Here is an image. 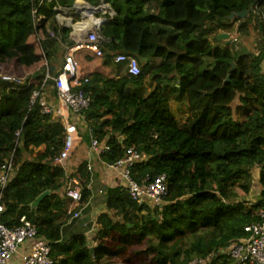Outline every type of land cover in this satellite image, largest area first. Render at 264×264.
<instances>
[{
	"label": "trees",
	"instance_id": "trees-1",
	"mask_svg": "<svg viewBox=\"0 0 264 264\" xmlns=\"http://www.w3.org/2000/svg\"><path fill=\"white\" fill-rule=\"evenodd\" d=\"M75 1L0 0V75L26 77L24 84L0 79V166L14 150L1 222L14 227L26 217L50 245L53 264H189L244 237V227L259 222L264 210V0H104L115 16L100 28L103 56L87 49L73 53L81 81L88 80L81 89L90 103L82 126L74 120L68 125L82 141L94 137L106 146L101 159L108 164L134 148L143 160L131 168L132 178L166 175L167 196L161 208L151 209L137 206L124 187L108 189L106 206L114 213L97 218L95 246L83 235L62 240L70 217L65 189L79 184V204L86 203L91 174L85 161L69 174L52 163L64 146L65 126L42 114L38 102L31 104L45 63L55 76L64 46L74 45L53 8ZM83 1L98 6L102 0ZM249 9L245 18L229 19ZM250 28L255 52L217 40L220 32L249 36ZM120 53L137 59L139 75L113 64ZM236 98L241 121L233 117ZM173 103L187 106L182 126ZM254 169L260 192L251 202ZM44 192L49 194L32 207ZM144 245L134 256L149 260L127 257L130 248ZM218 262L230 263L225 254L210 264Z\"/></svg>",
	"mask_w": 264,
	"mask_h": 264
},
{
	"label": "built area",
	"instance_id": "built-area-1",
	"mask_svg": "<svg viewBox=\"0 0 264 264\" xmlns=\"http://www.w3.org/2000/svg\"><path fill=\"white\" fill-rule=\"evenodd\" d=\"M35 21H39L36 17V10L33 11ZM36 22V23H37ZM53 36L52 33H50ZM237 42V38L231 39ZM100 38L97 32L91 31L82 40H76L72 47H66L67 51L63 56L60 67L55 76L49 74L48 66L45 63V77L39 89L34 90L31 94V104L38 102L40 112L46 115H52L59 118L61 116L59 109L51 106L44 98V89L47 81H52L57 100L62 103L70 113L81 116L90 103V97L81 89L83 83L88 80L81 81L80 66L74 58L73 53L80 49H87L98 57L103 56L100 47ZM112 62L116 66H125L130 76L139 75V64L136 58L125 55L115 54ZM25 78H18L10 75H0L2 81L12 82L16 84H24ZM66 137L64 146L53 160L54 165L64 166L66 160L70 157L75 147L76 136L75 131L65 125ZM18 138L20 132H16ZM92 150L103 153L106 146H101L99 141L91 137ZM14 150L0 166V214L4 211L2 204L3 193L7 184L14 174L13 169ZM143 160V156L134 148L127 149L124 157L114 163L107 164L109 168L117 171L125 182V189L130 199L137 206H147L149 208H161L165 204L167 196V179L166 175H157L154 178L146 177L140 182L131 176V168L137 162ZM87 170L91 171V166L87 164ZM65 196L72 202L79 203L81 199V187L75 183L74 187L65 189ZM78 212L70 215V219L78 217ZM259 222L246 225L244 227V237L231 243L225 249L218 250L217 253L211 254L206 258L193 259L189 264H210L213 258L219 257L221 254L228 256L229 264H264V210L259 211ZM32 242L30 251L20 255L18 262H13L14 257L18 254V247L25 242ZM50 245L37 236L36 227L26 217L22 216L18 220V224L9 227L1 222L0 219V264H53L50 256ZM218 264H221L218 262Z\"/></svg>",
	"mask_w": 264,
	"mask_h": 264
},
{
	"label": "crops",
	"instance_id": "crops-1",
	"mask_svg": "<svg viewBox=\"0 0 264 264\" xmlns=\"http://www.w3.org/2000/svg\"><path fill=\"white\" fill-rule=\"evenodd\" d=\"M79 2L81 1H78L76 5L77 10L75 12L67 11L65 9H62L65 7H60V6L53 8V10L56 13L55 21L58 26L70 28L69 25L71 24V22L75 23V27L72 34H74L76 30V35L78 36L77 39L75 38L74 35L71 38L69 34V38L72 42H75L76 40H82L91 31L97 32L96 27L99 21H97L94 17L101 19L103 17L109 16L108 10L104 8L106 10H103L101 13L94 14L93 15L94 17H91L89 14H87V6L84 3L82 2L79 3ZM42 20L43 18L39 17V21L37 22V24H40ZM87 24H89V27H87ZM97 34L100 40L103 41L104 39L100 36V29ZM81 37L82 39H80ZM64 48L66 52L67 51L66 46H64ZM44 98L51 106H53L56 109H59L61 114L59 118L63 124L65 125L71 124L69 120H71L72 122L74 120V124L75 123L78 124L80 122L81 120L80 116H76L70 113V111L57 100L52 83H49L44 89ZM172 107L173 105L171 106V108ZM185 115L186 114L182 111L181 116H185ZM75 136H76V142H75L74 150L72 151L70 157L66 160L64 166L62 167L69 174L73 172L81 162L85 161L87 162V164L91 166V171H90L91 178L88 185V189L90 190V197L86 203L81 205L79 203L72 202L71 200L68 201L67 207H68V212H70V215L75 212H78L79 215L76 218H72V219H70V217L68 218L66 223L61 228V237L63 241H66L69 240L74 235H83L86 238L87 244L89 246H95L96 244L95 237L98 231L100 230V227L97 224V218L103 213H108L110 215L114 213V210H110V211L107 210V206H106L108 199L107 191L108 189L114 187L125 188V182L123 181V179L121 178V176L117 171L109 168L107 165L108 163L104 162L101 159V154L92 150L91 142L82 141L81 137L77 133H75ZM43 149L44 148L41 147L39 149V152L43 151ZM257 175H258V169H254L253 185L251 189V194L249 196V200L251 202H254L256 200L260 192L257 183ZM31 244L32 242L27 241L22 245H19L18 254L14 257L13 262L15 263L18 262L21 254L28 253L30 251Z\"/></svg>",
	"mask_w": 264,
	"mask_h": 264
},
{
	"label": "rangeland",
	"instance_id": "rangeland-1",
	"mask_svg": "<svg viewBox=\"0 0 264 264\" xmlns=\"http://www.w3.org/2000/svg\"><path fill=\"white\" fill-rule=\"evenodd\" d=\"M228 34L231 36L230 39H232L234 37L237 38L238 41L236 43L238 46H240L241 48H246L248 51L255 52L256 32L252 28H250V30H249V36H246V37L241 36V35L234 33V32H231ZM231 42H233V41H231ZM263 66H264V62H263ZM148 81H149V79H147L145 81V84H148ZM140 91H142V89H140ZM142 94H143V91H142ZM172 105H173V107H172L173 112L175 113V115H174L175 120L179 126H182L183 124L186 123L188 115H189L187 106L185 104L180 106L179 104H175V103H173ZM232 109H233V117L235 118V120L241 121L243 118V113H242L243 111L241 110V107H240V104H239L237 98L232 103ZM182 111L186 114L185 116H181ZM82 123L83 122L80 120L78 125L82 126ZM38 151H39V149L33 150V155L37 154ZM142 249L143 250L145 249V245L141 246V247L135 246V247L130 248V250L127 254V257H129L134 262H136V261H144L145 262V261L149 260L145 256H138V257L134 256V253H136ZM103 264H123V263L118 259H112V260H104Z\"/></svg>",
	"mask_w": 264,
	"mask_h": 264
},
{
	"label": "water",
	"instance_id": "water-1",
	"mask_svg": "<svg viewBox=\"0 0 264 264\" xmlns=\"http://www.w3.org/2000/svg\"><path fill=\"white\" fill-rule=\"evenodd\" d=\"M78 1H81L82 3H84L87 8H88V14L91 16V17H94L93 15L94 14H97V13H101L104 8H106L109 12V16L108 17H103L101 19L99 18H96L94 17L98 22V25L96 27V30H97V33L99 32V29L100 27L105 24L108 20L112 19V17L115 16V12L113 11V9L111 8L110 5L106 4L104 0L101 1V3L98 5V6H92L88 3H86L85 1H82V0H76L74 5L70 8H62V9H65L67 11H70V12H75L77 9H76V5L78 3ZM253 12V9H249L248 11H243V12H239V13H236V14H231L229 16V19H232L234 17H237V18H245L249 13H252ZM74 25L75 23L71 22V24L69 25V27L72 29V31L70 32V37L72 38L74 34H72L73 30H74ZM217 40H222V41H225V43H230L231 42V39H230V35L228 33H220L218 36H217ZM49 193L48 192H44L43 194H41L40 196H38L36 198V200L31 204L32 207H36L39 202L45 197L47 196ZM93 251V250H91Z\"/></svg>",
	"mask_w": 264,
	"mask_h": 264
},
{
	"label": "bare ground",
	"instance_id": "bare-ground-1",
	"mask_svg": "<svg viewBox=\"0 0 264 264\" xmlns=\"http://www.w3.org/2000/svg\"><path fill=\"white\" fill-rule=\"evenodd\" d=\"M79 3H81V2H79ZM87 14H88V8H87ZM74 27H75V25H74ZM74 36H75V38L77 39V36H78V35H76V30H75V32H74ZM80 39H82V37H81Z\"/></svg>",
	"mask_w": 264,
	"mask_h": 264
}]
</instances>
